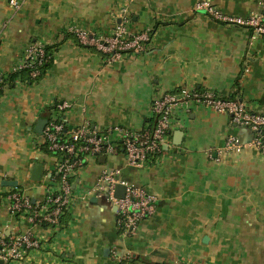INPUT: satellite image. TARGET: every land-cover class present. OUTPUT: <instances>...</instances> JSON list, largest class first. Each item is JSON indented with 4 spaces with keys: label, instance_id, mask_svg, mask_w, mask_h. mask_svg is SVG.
<instances>
[{
    "label": "crops",
    "instance_id": "obj_1",
    "mask_svg": "<svg viewBox=\"0 0 264 264\" xmlns=\"http://www.w3.org/2000/svg\"><path fill=\"white\" fill-rule=\"evenodd\" d=\"M199 0H20L12 11L0 0V70L10 73L32 43L53 47V61L35 82L14 81L0 93V240L29 232L48 240L26 264H264V155L247 145L224 152L229 136L249 144L253 132L227 115L190 105L177 109L162 153L138 168L120 152L89 158L71 178L74 202L56 229L16 221L7 196L17 189L40 203L57 186L54 158L34 132L49 109L66 102L67 129L91 130L153 124L151 102L188 88L241 102L264 112V36L226 26L194 11ZM229 16L260 12L261 0H209ZM125 18L127 30H150L140 53L108 64L67 29L105 38ZM42 166L39 181L32 168ZM103 170L155 197V213L122 235L116 210L89 194ZM14 182L15 186H5Z\"/></svg>",
    "mask_w": 264,
    "mask_h": 264
},
{
    "label": "built area",
    "instance_id": "obj_2",
    "mask_svg": "<svg viewBox=\"0 0 264 264\" xmlns=\"http://www.w3.org/2000/svg\"><path fill=\"white\" fill-rule=\"evenodd\" d=\"M8 4L12 11L20 10V0H8ZM194 11L204 13L226 26L248 28L252 33V40L264 36V0L260 1L259 13L246 17L226 15L209 0L196 2ZM126 24L123 17L114 26L112 34L105 38L89 36L83 29L76 27L68 28L67 32L75 37L79 45L95 48L110 64L120 60L125 53L144 51V45L149 41L151 29L131 34ZM45 47L42 43L29 44L9 74L5 75L0 70V92L7 86L10 74H17V82L21 81L19 74L25 71H29L31 79L37 78V68L46 60ZM192 104L225 114L232 124L253 132L249 144H243L237 137L229 136L223 147L224 152L238 154L249 145L264 155V112H249L241 102L220 98L209 91L180 88L154 98L151 102L153 124L140 130L109 126L95 131L91 130L88 122L67 129L62 116L70 105L64 102L49 109L47 123L41 134L42 143L54 158L57 186L49 188L40 203H33L21 191L13 190L7 196L11 216L16 221L27 219L33 226L43 229L58 228L62 217L74 202L71 178L85 166L89 158L106 157L120 152L127 164L136 168L156 160L162 153L176 110ZM119 176V170H103L88 193H98L106 198L110 207L115 208L118 230L125 236L133 234L140 221L155 213L156 199ZM117 185L125 187L122 198L115 197ZM48 245L47 239L35 237L29 232L15 233L0 240V261L2 264H26L33 261L36 254L46 250Z\"/></svg>",
    "mask_w": 264,
    "mask_h": 264
},
{
    "label": "trees",
    "instance_id": "obj_3",
    "mask_svg": "<svg viewBox=\"0 0 264 264\" xmlns=\"http://www.w3.org/2000/svg\"><path fill=\"white\" fill-rule=\"evenodd\" d=\"M53 51H54V48L53 47H48V46L45 47V57H46V60L42 63V65H40L37 68V70H38V76H37V78L31 79L29 77V71H25V72H22V73L19 74V77H20L21 81L22 82L23 81H25V82H35V81L39 80L42 77V75L46 72V70H48L49 67L52 64V61H53ZM17 77H18L17 74H10V75H8V77H7L8 83L9 84L10 83H13L16 80ZM39 149L43 153H46V154L51 155L49 153V151L46 149V145L45 144L42 143L39 146Z\"/></svg>",
    "mask_w": 264,
    "mask_h": 264
},
{
    "label": "water",
    "instance_id": "obj_4",
    "mask_svg": "<svg viewBox=\"0 0 264 264\" xmlns=\"http://www.w3.org/2000/svg\"><path fill=\"white\" fill-rule=\"evenodd\" d=\"M47 123V118L43 117L40 118L34 128V132L38 135L42 134V130L44 128V126ZM104 157H101V160H104ZM42 174V166L40 164H35L34 167L32 168V174H31V180L32 181H39L40 176ZM5 186H15L16 184L14 182H5L4 183ZM125 192V187L121 186V185H117L115 187V197L116 198H122ZM115 209V208H114ZM0 264H2V262L0 261Z\"/></svg>",
    "mask_w": 264,
    "mask_h": 264
}]
</instances>
